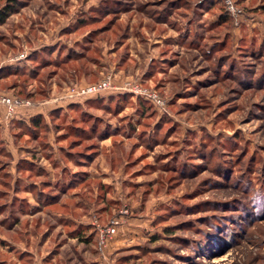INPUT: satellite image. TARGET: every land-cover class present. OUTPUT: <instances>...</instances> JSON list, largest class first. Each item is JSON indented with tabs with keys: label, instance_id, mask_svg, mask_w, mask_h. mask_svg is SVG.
Here are the masks:
<instances>
[{
	"label": "rangeland",
	"instance_id": "1",
	"mask_svg": "<svg viewBox=\"0 0 264 264\" xmlns=\"http://www.w3.org/2000/svg\"><path fill=\"white\" fill-rule=\"evenodd\" d=\"M3 95L0 264H264V0H0Z\"/></svg>",
	"mask_w": 264,
	"mask_h": 264
},
{
	"label": "built area",
	"instance_id": "2",
	"mask_svg": "<svg viewBox=\"0 0 264 264\" xmlns=\"http://www.w3.org/2000/svg\"><path fill=\"white\" fill-rule=\"evenodd\" d=\"M108 85L109 83H107L106 81H103L101 83H96L92 86L91 85L86 86L85 88H83V91L85 92L97 91V90H101L105 88ZM0 100L1 102H3V104H5L8 107L7 115H12L14 113L16 114L17 105H18V102L16 99H14L10 95H3L2 97H0ZM116 224H117V221L99 228L100 230L99 243L102 246H106L108 244L109 237H111V235H113L116 232V227H115Z\"/></svg>",
	"mask_w": 264,
	"mask_h": 264
},
{
	"label": "trees",
	"instance_id": "3",
	"mask_svg": "<svg viewBox=\"0 0 264 264\" xmlns=\"http://www.w3.org/2000/svg\"><path fill=\"white\" fill-rule=\"evenodd\" d=\"M226 19L229 20L230 17L228 16ZM54 50L55 49H52L50 51L51 55H52V59H53V61H58L59 60V54L58 53L55 54ZM53 53H54V55H53ZM31 60H33V59L31 58ZM22 71L23 72H28L27 68H25L24 66L23 67H19V68H15V72H22ZM30 74H32V73H30ZM39 119H40L39 116H33L32 119H30L29 124L34 126V127H36V126L40 125V120Z\"/></svg>",
	"mask_w": 264,
	"mask_h": 264
}]
</instances>
